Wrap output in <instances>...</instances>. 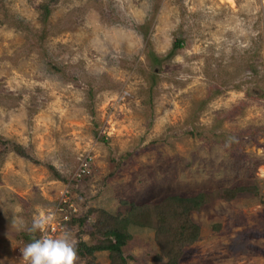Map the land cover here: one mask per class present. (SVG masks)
I'll use <instances>...</instances> for the list:
<instances>
[{
  "label": "rangeland",
  "instance_id": "obj_1",
  "mask_svg": "<svg viewBox=\"0 0 264 264\" xmlns=\"http://www.w3.org/2000/svg\"><path fill=\"white\" fill-rule=\"evenodd\" d=\"M200 192L177 264H264V0H0V264H27L38 210L73 203L55 238L111 264L78 250L103 210ZM128 231L126 264H167L154 227Z\"/></svg>",
  "mask_w": 264,
  "mask_h": 264
},
{
  "label": "trees",
  "instance_id": "obj_2",
  "mask_svg": "<svg viewBox=\"0 0 264 264\" xmlns=\"http://www.w3.org/2000/svg\"><path fill=\"white\" fill-rule=\"evenodd\" d=\"M174 46L181 47L180 41H176ZM19 151L22 152L20 148ZM243 189L247 188H225L216 194L232 199ZM209 197V193L200 192L192 196L169 195L150 204H133L124 221L103 210L94 224L95 232L101 240L95 245L82 241L78 250L85 257H93L96 251L107 250L110 252L111 264H126L127 258L122 248L131 238L128 224L132 222L154 227L157 231V240L170 259L167 264H177L183 247L192 244L199 237V226L193 222L190 214L206 205Z\"/></svg>",
  "mask_w": 264,
  "mask_h": 264
},
{
  "label": "clouds",
  "instance_id": "obj_3",
  "mask_svg": "<svg viewBox=\"0 0 264 264\" xmlns=\"http://www.w3.org/2000/svg\"><path fill=\"white\" fill-rule=\"evenodd\" d=\"M53 219L54 216L50 211L38 210L32 218L31 227L28 231L33 233L36 231L44 232ZM18 223L22 222L13 215L11 225L16 226ZM21 253L28 264H75L77 258L76 248L67 233L56 238L42 236L33 239L21 248Z\"/></svg>",
  "mask_w": 264,
  "mask_h": 264
},
{
  "label": "built area",
  "instance_id": "obj_4",
  "mask_svg": "<svg viewBox=\"0 0 264 264\" xmlns=\"http://www.w3.org/2000/svg\"><path fill=\"white\" fill-rule=\"evenodd\" d=\"M91 165H92V156L90 154H86L82 159H81V162H80V167L78 169V172H79V175L80 176H85L87 174H89L91 172ZM58 211L61 213V214H64V212L66 211L65 210V207L63 206H60ZM77 209L76 207L74 206L73 203H70L69 204V214L68 213H65L62 217L60 218V221H56V222H51L46 230L44 232H41L40 234V237L42 236H48V237H52V238H55V233H57L58 231L60 232L62 230V225L63 224H66V222H68V220H70V213L71 212H76ZM67 212V211H66ZM39 237V238H40ZM24 261H26L24 259ZM27 264H28V261H26Z\"/></svg>",
  "mask_w": 264,
  "mask_h": 264
}]
</instances>
